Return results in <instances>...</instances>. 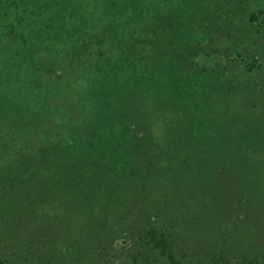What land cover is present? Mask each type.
I'll return each instance as SVG.
<instances>
[{"label":"trees","instance_id":"16d2710c","mask_svg":"<svg viewBox=\"0 0 264 264\" xmlns=\"http://www.w3.org/2000/svg\"><path fill=\"white\" fill-rule=\"evenodd\" d=\"M160 1L164 4L172 2V0ZM174 1H178L179 5L184 4V11L179 9L174 15L169 14L164 17L162 15L165 13L164 5L159 6L157 14L150 8V3L153 7L157 6L154 0H119V3L111 0V7L116 9L117 13L115 14L117 16L106 19L104 28L109 30L112 28L111 34L126 36L124 43H122L123 49H121L120 57L116 61L113 60L112 65H104V62L108 60L105 58V51L102 50L105 47L104 41L94 43L93 48L97 46V49H93L94 52L91 54H93L96 63L91 67L75 61L74 55L78 54V51L74 49L76 46L63 44L60 47L67 51L65 56L67 58H64V62L56 60L58 55L51 47L49 64L56 63L55 65L45 67V69L44 67L40 68L38 60L33 62V59L38 58L36 56L37 51L28 55L32 64L29 67H24V72H15L14 75L8 72L12 76L7 77L6 73L5 79H3L4 76L0 75L1 94L2 89L9 85L6 79L13 78L15 80L13 85H22L23 78H26V72L33 70L32 72L36 73V71L43 72L46 70L52 73L57 71L54 66H62L60 69L62 83L55 84L54 87L49 86L46 92H52V95L49 96L51 101L47 98H42L43 102L40 101L41 103L38 101L39 104L46 107L45 109H40L41 107L38 105L37 109H34L32 107L33 101L26 100L24 102V100L17 98L18 93L22 95L21 92L12 91L11 97L17 101L10 103L9 106H12L11 109L18 112L16 115L21 117L12 123L14 136L4 138L7 143L8 139L11 138L12 146L9 147L7 153L0 151L1 168H3L0 171V182L8 177H15L23 173H25L24 179L26 178L25 175L30 173V179L36 178L53 165L60 154L58 147L53 148V157L46 155L39 157L37 152L30 154L28 153L29 150L25 149L23 155H16V152L24 148L21 142L23 139H29L27 134L30 132H33L40 140L44 134L48 133L45 128H49L50 117H54L50 109L53 108L55 96L61 95L60 92L56 93V85L64 87L65 90L62 95L67 97L64 99L69 100L78 96L74 93L75 96L72 97L73 85L76 84L77 90L90 94V100L94 105L93 116L96 118H93V122L76 125L82 134L79 136L72 135L75 140L81 139L83 136L82 140L87 142L98 130L106 127L120 128L129 132L133 137L138 136L135 132L138 131L137 129H145L146 127L154 129L155 126L157 128L155 117L151 119L148 109L154 103L156 106L152 105L151 111L155 114L162 113L167 122L168 133L165 143L168 144V148H171L167 152V156L172 161L171 170L174 176L180 177L184 171L186 172L187 167L191 172H195L200 164L199 159L204 156V153L206 154L208 147L210 152L215 155L217 154L215 151L219 149L227 159L233 158L237 163V171L225 170L227 176L233 177L229 182L217 183L218 170L204 171L207 178L216 181L212 182V189L220 192L217 198L219 200L215 206L217 211L214 210L213 218L211 214H207L206 219L203 220L200 217L201 213H198L196 218L192 219L189 217L190 210L187 213L185 211L173 212L172 216L164 213V209L172 200H176L187 209L189 206L198 207L201 203L211 201L207 191L194 187L191 200H188L187 194L180 198H171L163 205L151 201L153 206L160 204L156 207L155 216H149V211L144 210L146 213L143 216L128 220L122 226H119L121 225L120 222L111 223L103 220L93 222L91 226L80 229L46 230L34 234L23 240L19 246L8 250L0 258V264L264 263V260L261 261L264 259V235L252 238L254 229L258 226H264V215L255 217L256 220L252 221L253 231L250 234L239 232L241 230L235 229V225L229 226L235 218L228 215L234 212L227 213L228 209L237 206L235 203L236 196L244 192L236 189L230 191L228 190L229 186L243 182L250 185L251 183L247 180H251L252 177H259L264 173V166L261 164L255 162L243 164L238 161V158H234L245 156L242 150L243 143L252 137L251 130L245 131L244 129V134L242 130L240 133H233L232 128L237 124L236 119H223L219 123L217 121L208 122L207 113L217 110L216 102L219 99L221 100L220 108H224L225 100L221 98L220 94L222 85L217 86L219 70H217L218 67H211L210 75L206 77L202 74L209 72H203L202 68L196 69L193 64L194 60L191 61V57L197 52L204 48H211L217 37L224 36L222 35L223 32H230L233 25L232 20L228 19L229 17L227 19L206 17L207 9L217 7L222 10L227 7L234 9V15L244 14L247 21L241 24V27H237V31L241 32L243 25V33L234 42L230 41L228 49L231 54L242 55L251 52L259 39H264V29L255 26L256 21L264 23V5H257V8L252 9L255 0ZM133 3L136 5L135 7H132ZM7 5H10V9L15 7L18 11V17L12 20V23H9L11 27H8L11 35L20 32L17 39L25 38L22 28L25 20L30 17H38L43 10H45L43 15L46 18V23L43 26L45 33L59 34L58 36L54 35V37L60 39L62 37L69 39L67 34L81 30V23L84 22L85 9L79 5L76 7L74 0H0V9ZM10 9L6 13L7 19L11 16ZM159 16L163 17L159 18ZM152 17L156 18L153 19ZM0 19L6 20V16L0 15ZM73 21H77L79 24L72 25ZM58 23L65 26H58ZM4 35L6 34H1V36ZM204 41L208 42V45H204ZM45 49L48 48L45 47ZM241 50L243 51L241 52ZM23 59L24 57L20 62L13 63V67L16 69L21 66ZM64 83L67 85L64 86ZM234 95L238 96L236 93ZM70 108L72 109L71 113L77 112L76 106H70ZM27 111L32 113L28 112L24 116V112ZM68 124L73 125L74 120ZM56 130V136L62 134L59 128ZM3 133H5V129L0 130V138L4 137ZM28 141L30 142V140ZM144 141L147 142L148 138H141V142ZM47 144L50 143L46 142L40 148L46 147ZM77 145L79 144L77 143ZM259 149L261 151L256 152L253 159L261 158V153H264V145L259 146ZM42 151L45 153L44 150ZM6 157H10L13 161L8 162L7 160L10 158L6 159ZM175 162L178 163L175 164ZM76 172L79 173L78 170ZM76 172L72 174L73 177L76 176ZM66 177H68L66 182L72 180L69 176ZM74 179L78 180L77 178ZM83 182H78L76 188H72L69 183L64 187H68L67 191L71 188L79 192L94 191L89 184L84 190L82 185L86 184ZM17 183L13 185V182H10L8 188L1 187L0 195L17 186ZM151 188H154L153 191L158 193L161 190V182L156 180L155 185H152ZM96 189L105 192L103 187ZM250 191L249 189L248 193ZM94 198L93 193L85 194L78 196L77 202L87 205L88 201L94 203ZM252 201L258 207L264 206V198L257 196L255 191L253 195L248 196V201L245 203L250 204ZM99 207L100 205L95 206V208ZM251 207L253 206L250 204L243 208L249 210ZM217 212L224 213L225 217L220 218ZM202 213L204 214V212ZM245 213L247 214V211ZM248 218L249 216L246 215L244 222ZM210 221L212 222L210 223ZM193 225L197 229H192L191 226ZM124 226H129V231L126 232L127 237L123 241L124 244L119 249H115V245L112 244L114 241L112 240L114 238L112 230H115L114 228L122 230ZM111 227L112 229H110ZM194 230H196L195 235H192L191 232ZM255 242L257 244H254Z\"/></svg>","mask_w":264,"mask_h":264},{"label":"rangeland","instance_id":"374dc122","mask_svg":"<svg viewBox=\"0 0 264 264\" xmlns=\"http://www.w3.org/2000/svg\"><path fill=\"white\" fill-rule=\"evenodd\" d=\"M115 1L119 3V0ZM74 2L76 7L79 5L85 9L84 22L81 23V30L67 34L69 39L66 37L61 39L54 37V35L58 36L59 34L51 35L45 33V29H43L46 23V18L43 15L45 10L38 17H30L25 20L24 27H22L25 38L17 39L20 32L11 35L8 28L11 27L9 23H12V20L18 17L17 9L15 7L10 9L11 4L0 9V15L6 16V20L0 19V75L4 76L3 79L6 78V73L7 77L12 76L8 72L13 75L15 72H24V67H29L32 64L28 55L34 54L33 52L38 51V54H36L38 58L33 59V62L38 60L40 68L44 67L45 69V67H51L56 64H49L51 47L54 48L58 55L56 60L64 62V58H67L65 57L67 51L60 47L63 44L76 46L74 49L78 51V54L74 55L75 61L82 62L88 67L96 63L91 52H94L93 49H97V46L93 48L94 43L100 41L105 42V47L102 50L105 51V58L108 59L104 62V65H112L113 60L116 61L120 57L121 49H123L122 43H124L126 36L111 34L112 28L110 30L104 28L106 19L117 16L115 14L117 13L116 9L111 7V0H74ZM154 2L157 6L153 7L150 3V8L156 14L159 12V6L164 5L165 13L162 14L164 17L169 14L174 15L179 9L181 11L185 9L184 4L179 5V2L174 0L171 3L169 2V4H166L168 2L164 4L160 0H154ZM257 5L263 6L264 0H255L252 9L257 8ZM135 6L133 3L132 7ZM8 9H10L11 16L7 19L8 15L6 13ZM222 10L217 7L207 9L206 17L210 18L213 16L214 18L224 19L229 17L228 19L233 22L230 32H223L224 34L222 35L224 36L217 37L211 48H204L202 51L197 52L196 55L191 57V61L194 60L193 64L196 69L202 68L203 72H209L202 74L206 77L210 75L211 67H218L217 70H219L217 86L222 85L220 94L221 98L225 100L223 103L224 108H220L219 103L221 100L219 99L216 102L217 110L208 111L209 114L207 113L208 122L217 121L219 123L223 119H236L237 124L232 128L233 133L237 134L242 130L244 134V129L245 131L251 130L252 137L243 143L242 150L245 156L232 157L238 158V161L243 164L255 162L264 166L263 152L261 153V158L253 159L256 152L261 151L259 146L264 145V39H259L248 54H231V51L228 50L230 41L234 42L242 35L243 25L241 32L237 31V27H241V24H244L247 20L244 14L234 15L233 8L224 7ZM162 17L159 16V18ZM71 24L78 25L79 23L73 21ZM57 25L65 26L62 23ZM255 26L262 30L264 29L262 21H256ZM4 33L6 35L1 36ZM204 45H208V42L204 41ZM45 47L48 49H45ZM34 49L36 50L34 51ZM23 57V64L15 69L13 63L20 62ZM30 68L32 67L30 66ZM54 68L57 71L52 73L46 70L43 72L36 71V73L32 72L33 70L26 72V78H23L22 85H13L15 83L13 78L6 79L9 85L2 89L0 94V130L3 131L5 129L4 137L0 138V151L3 153H7L9 147L12 146L10 143L11 138L8 139V143L4 138L14 136L12 123L21 117L16 115L18 112H14L11 109L12 106H9L10 103L17 101L11 97L12 91L21 92L22 95L18 93L17 98L24 100V102L26 100L33 101L32 107L34 109H37V105L41 107H39L40 109H45L46 107L39 103L43 102L42 98H47L51 101L49 96L52 95V92L46 93L47 89L49 86L54 87L55 84L62 83V72L60 70L62 66L56 65ZM63 85L67 84L64 83ZM73 86L72 97L75 96L74 93L78 94V96L66 100L64 98L67 97L62 95L65 90L64 87L56 85L55 91L56 93L60 92L61 95L55 96L53 108L50 109L54 117H50L49 128H45L48 133L44 134L42 138L44 140L38 139L33 132H30L27 134L29 139H23L21 142L24 148L16 152V155H23L25 150H29L28 153L35 154L37 152L39 157L43 155L53 157L54 152L52 150L54 147H58L60 154L53 162V165L36 178L30 179V173L25 175L26 178L24 179L25 173H23L15 177H8L5 179L6 181L0 182V192L1 187L8 188L10 182H13V185L18 182L17 186L10 189L7 193L5 192L6 194L0 195V258L8 250L19 246L26 238L46 230L80 229L85 226H91L93 222L103 220L111 223L114 221L116 223L120 222L119 224L121 225L119 226H122L128 220L143 216L146 213L144 210L149 211V216H155L156 207L160 206V204H165L171 198L176 199L188 194V200H191L190 197L194 192V187L207 191L211 201L201 203L198 207L189 206L187 209V207H183L176 200H172L168 205L169 207L166 206L167 208L164 209V213L172 216L173 212L185 211L187 213L190 210L192 214L190 213L189 217L192 219L196 218L198 213H201L200 217L203 220L206 219L207 214H211L213 218L220 192L212 189L211 184L216 181L207 178L204 175V171L218 170L217 183L224 184L229 182L233 177L227 176L225 170L237 171V163L233 158L227 159L219 149L215 151L217 153L215 155L210 152L208 147L206 154L204 153V156L199 159L200 164L195 172H191L187 167L186 172L184 171L180 177L174 176L171 170L172 161L167 156V152L171 148H168V144L165 143L166 134L168 133L167 122L162 113L155 114L151 111V106H156L154 103L148 109L151 119L155 117L157 128L155 126L154 129L146 127L145 129H137L138 131L134 130L138 136L133 137L129 132L120 128L106 127L98 130L87 142L82 140L83 136L81 139L75 140L72 135L79 136L82 134L76 125L78 123L93 122L96 117L94 118L93 116L94 105L90 100V94L77 90L76 84ZM50 90L52 89L50 88ZM234 93L238 96H235ZM150 102L153 101L150 100ZM70 106H76L77 112L71 113L72 109ZM28 112L32 113L31 111L24 112V116ZM71 120H74L73 125L68 124ZM57 128L62 133L58 136L55 135ZM146 137L148 141L141 142V138L145 139ZM4 142L5 144L3 145ZM46 142L50 144L40 148ZM7 161L11 162L13 159L10 158ZM189 161L191 163L190 159ZM82 165L84 166L82 167ZM1 167L0 162V171L3 169ZM76 169L79 173L76 172ZM74 172L77 173L75 177L72 176ZM66 176H69L72 180L66 182L68 178ZM156 180L161 182V190L158 193L153 191L154 188H151L152 185H155ZM80 181H84L83 183L86 184L82 185L84 190L87 189V184H89L94 191L79 192L72 189L73 187L76 188L77 183ZM247 181L251 184L246 185L243 182L236 184L238 187L232 184L229 186L228 190L230 191L236 189L244 192L236 196L235 203L237 206L228 209L227 213L234 212L228 215L235 218L229 226L235 225V229L241 230L239 232L251 234L253 231L252 221L256 220L255 217L264 215V206L262 205V208L258 207L252 201L250 202L253 206L251 209L247 210L243 207L250 205L245 202L248 201V196L254 194V191L257 196L264 198V173ZM68 183L72 188L67 191L68 187L64 186L68 185ZM100 187H103L105 192L96 189ZM249 189L251 190L250 193H248ZM91 193L95 195L94 203L92 201L89 203L88 201L87 205H82L77 202L78 196ZM151 201L160 204L153 206L154 204ZM96 203L100 205L99 208H95L97 206ZM209 204L214 205L211 206ZM245 211H247V214ZM217 214L220 218L225 217L224 213L217 212ZM246 215L249 218L244 222ZM224 223L223 220V225ZM191 228L197 229L194 225ZM114 229L112 230V233H114L112 244L115 245V249H119L124 244L123 241L127 237L126 232L129 231V226H124L122 230ZM195 231L191 232V234L195 235ZM254 231L252 238L255 236L261 237L264 235V226H258ZM254 244L257 243L255 242ZM236 251L238 252V250Z\"/></svg>","mask_w":264,"mask_h":264}]
</instances>
